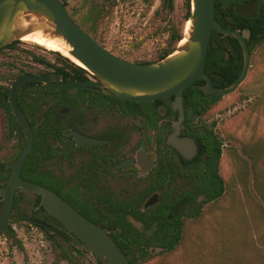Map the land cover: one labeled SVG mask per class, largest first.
Returning <instances> with one entry per match:
<instances>
[{
	"label": "rangeland",
	"instance_id": "1",
	"mask_svg": "<svg viewBox=\"0 0 264 264\" xmlns=\"http://www.w3.org/2000/svg\"><path fill=\"white\" fill-rule=\"evenodd\" d=\"M62 1L74 21L93 38L139 60H153L170 48L169 28L177 29L183 37L186 23L191 17L186 18L185 0H172V8L163 7L162 0ZM11 44L0 54V79L6 83H9L15 71L10 72V76L5 75L4 68L8 61L24 60L23 70L39 69L28 63L29 54L26 52H32L33 47L58 56L54 63L53 56H48L52 67L58 66L60 60L73 64L59 51L48 50L35 43L16 40ZM177 46L178 43L174 50ZM206 105L205 113L200 115L198 123L220 143V155L214 173L221 181L222 191L211 200L199 194L185 208L182 230L173 246L163 251L151 243L138 264H264V38L251 51L245 80L233 93L211 102L208 99ZM0 148V162L6 164L21 146L13 141L12 144L2 143ZM41 150L43 147L40 146L34 149L27 166H35L39 173L46 175L33 180L52 190L57 187L53 179L59 180L62 184L59 187L61 197L69 199L80 210L77 203L79 198L85 196L77 194L76 180L64 176L62 163L46 161ZM36 154L41 156L39 161L36 160ZM37 162L39 165L36 167ZM206 171L210 174L211 169L207 167ZM2 177L0 184L6 183V170H3ZM145 185L142 179L133 178L125 192L112 196L132 199L136 194L145 193ZM67 194L73 195L75 201ZM17 196V204L10 219L14 236L6 232L1 236L0 264H99L100 260L70 235L67 240L61 241L31 221L33 218L45 217L33 193L20 190ZM93 197L98 199L97 196ZM147 197L141 202L142 211L146 209L143 204ZM100 200L105 203H92L95 209L88 208L90 217L95 218L98 211L113 212L106 199L102 197ZM178 213H169L170 218ZM46 219L63 236V228ZM125 219L132 227L143 230L142 223L131 215L128 214ZM158 237H161L160 232ZM157 240L156 237V244ZM144 241L146 243L148 240ZM64 250L68 252L70 261L64 256Z\"/></svg>",
	"mask_w": 264,
	"mask_h": 264
},
{
	"label": "flooded vegetation",
	"instance_id": "2",
	"mask_svg": "<svg viewBox=\"0 0 264 264\" xmlns=\"http://www.w3.org/2000/svg\"><path fill=\"white\" fill-rule=\"evenodd\" d=\"M62 2L64 3V1ZM243 4H248L244 8V12H237L236 7ZM214 16L217 23L222 27L237 30L245 35L248 31L245 27L247 18L257 19L260 22L264 20V0H214ZM222 21L236 28H230L229 25L225 27ZM214 34L215 40L216 37L224 40L225 44L221 48L226 58L229 54L227 50L236 52V47L230 39L231 37L237 41L234 37L224 36L212 30L207 53L210 42L212 45H216V41L211 39ZM249 38L250 32L248 38L245 39L246 43ZM95 41L123 60L138 64H148L159 60V57L153 60L130 58L127 53H120L111 47H107L97 39ZM237 43L240 47L238 41ZM10 45L12 44L1 48L0 54ZM26 53L29 54L28 63L39 69L37 71L23 70L22 62L24 60H11L6 62L4 68L6 76H10L9 73L15 70L11 74L9 83L0 79V146L4 142L12 144L13 141L21 146L8 163L2 164L0 162V180L3 178V170L8 172L6 183L0 184V189L8 186L12 173V170L6 166L17 158L27 143V135L23 132V126L18 122L9 102L12 83L21 76L37 75L47 79L52 74L58 81H97L91 73L83 68L77 74V79L71 80L70 77H65L61 67L68 66V62L60 60L57 63L58 66L52 67L47 60L48 56H53L52 63L58 59V56L42 48L33 47L32 52ZM198 81H202L204 84L203 80ZM44 84V81H27L19 87L16 93L17 105L33 133L31 151L23 162L20 171L23 179L42 185L33 179L46 174L39 173L35 166H27L30 158L34 155V147L38 145L43 147V155L46 161L62 163L64 176L76 180L77 194L85 196L79 198V206L87 213L88 216H85L80 212L86 218L90 217L88 208L95 209L92 203L104 202L100 199H94L93 196L125 192L133 178L142 179L146 184L145 193L149 194L146 201L152 195H158L156 202L149 207L160 202L163 198L169 204L172 212L173 207L185 199L179 209L180 212L184 206L187 207L192 203L186 196L180 198L177 196L186 189L189 183L194 182L196 174L205 172L209 165V144L205 143V140L197 138L195 134L197 127L203 135L206 136V133H209L206 128L198 123L200 115L205 113L204 109L196 110L194 107L186 105L183 99L184 119L181 122L178 137L191 138L195 144V151L192 154L186 153L184 157L169 143V136L174 132L173 124L179 116L178 110H173L171 106L174 95H172L173 98L168 105V101L161 99L149 102L118 99L102 92V89L94 85H88L86 88L77 90H58L41 88L40 86ZM189 108H192L190 117L187 115ZM73 134L76 135V138ZM89 139L95 141L91 142ZM0 152H2V148H0ZM180 187H182V192ZM20 190L28 191L23 188L16 190L10 218L3 234L11 225L10 219L16 207L17 195ZM3 202L0 196V210ZM171 202L175 203L170 206ZM144 204L143 208H145ZM167 217L170 218V214H167ZM31 221L34 224L51 227L36 218Z\"/></svg>",
	"mask_w": 264,
	"mask_h": 264
},
{
	"label": "water",
	"instance_id": "3",
	"mask_svg": "<svg viewBox=\"0 0 264 264\" xmlns=\"http://www.w3.org/2000/svg\"><path fill=\"white\" fill-rule=\"evenodd\" d=\"M248 4L236 7L244 12ZM191 26L187 41L161 60L148 64H138L123 60L102 47L70 16L61 0H0V49L21 40L27 34L40 30L51 38H61L71 47L69 53L79 60L85 70L97 81H58L54 74L50 78L26 75L17 78L10 88L9 102L18 122L27 135V143L17 158L6 166L12 170L6 188L0 189L3 205L0 210V237L7 227L18 188H23L40 196V204L53 218L73 233L93 253L102 264H132L121 247L112 238L108 229L95 224L53 190L27 181L21 177L23 162L31 151L33 133L16 102L19 87L27 81H44L41 88L58 90H77L94 85L102 92L123 100L149 102L174 95L171 102L173 110H178V120L173 124L174 132L169 143L184 157L195 151L191 138H179L180 125L184 119L183 92L198 80L204 84L198 88L207 95L225 96L233 93L245 80L250 67V51L245 35L237 30L226 29L219 25L214 16V0H191ZM212 30L234 37L240 44L243 64L237 78L226 87H216L205 72L207 48ZM184 37V36H183ZM180 42V41H179ZM192 108L187 115L190 117ZM196 117L195 115L193 116ZM76 138V135L73 134ZM94 142L95 140L89 139ZM158 195H152L144 204L147 208L156 202ZM185 202L183 199L173 207L177 213ZM42 224V223H41ZM53 232L56 229L49 227Z\"/></svg>",
	"mask_w": 264,
	"mask_h": 264
},
{
	"label": "trees",
	"instance_id": "4",
	"mask_svg": "<svg viewBox=\"0 0 264 264\" xmlns=\"http://www.w3.org/2000/svg\"><path fill=\"white\" fill-rule=\"evenodd\" d=\"M190 3V0H185V15L187 19L191 16ZM162 5L163 7L172 8L173 3L172 0H162ZM228 25L229 24H225L223 22V26L226 27ZM229 27L236 28L232 25H229ZM245 27L250 32V38L247 41V45L251 52L254 46H256L264 38V22H260L257 19L247 18ZM169 34L168 44L170 45V48L164 50V52L159 56V60L169 55L174 50L175 44L179 43V41L183 38L181 32H179L175 28H169ZM214 36L215 34L212 35V40H215ZM216 38L217 39L215 40V46L212 45L211 42L209 44L205 71L208 73V75H210L212 83L216 87L222 88L230 85L239 75L242 68V55L237 41L230 37V39H232L233 41L234 46L236 47V52L227 50L229 54L226 58L221 48L222 46H224L225 42L223 39H218V37ZM61 70L63 75L65 77H70L71 80L77 79V74L79 73V71H82L81 68L75 66V64L62 66ZM197 85H203V82L197 81L192 84V86H189L184 90L183 99L186 105L192 106L196 110H201L204 109L205 106H207L206 103L208 99L209 102H211V100L213 99L220 98V96L217 95H205ZM172 98L173 96H169L161 100L168 101L169 105V101ZM195 134L197 135V138L205 140V143L209 144V165L207 167L211 169V172L209 174V171H203V173L201 174H196L194 182L189 183V185H187L186 189L183 192L182 187H180V191L182 193H179L177 198L186 196L188 197L190 203L193 202L199 194H202V196L204 195L205 199L211 200L218 197L222 191L221 181H219L218 177L214 173L220 155V143L217 142L211 132L206 133L205 136L203 135V133H201L198 127L195 130ZM37 146L38 145H36L34 148H36ZM42 151L43 150H41V152ZM40 158L41 156L39 154H36V160L39 161ZM38 165L39 162H37L36 167ZM53 180H55V184L57 186L56 190L54 191L60 195L61 190L59 187L62 184L57 179ZM194 188L197 189V192L196 190L194 191ZM67 195L70 199L72 197V199L75 201V197L73 195ZM147 195L148 193H144L141 195L136 194L132 197V199H119L112 195H99L97 196L98 199H101L102 197L103 199H106L109 202L110 207L113 209V212L105 213L104 211H98L95 215V218L88 217V219L95 224L106 227L108 229V232L110 233L112 238L121 247L132 264L139 263L140 259H142L145 253H147L146 247L151 245V243L155 244L157 248H161L163 251L164 249L172 247L174 242L179 238V232L182 230L183 210L186 206H184V208H182L178 214L172 215L171 218H168L167 214L171 213L169 204L162 198L160 202H157L153 206L148 207L142 211L140 208L141 202L143 198L147 197ZM34 196L36 197V203L39 207V210L45 216L43 218L39 217L38 219L48 224L47 222L49 221L46 219L48 218L52 222L59 224L63 228V236H60V234L52 233L51 230L46 226L35 224L37 227L41 228L45 232H50L53 236L59 238L61 241L67 240L68 236L70 235L75 242L83 246L85 249H88L81 242V240H79L73 233L69 232L61 222L49 215L43 209V207L39 205L40 196L36 194H34ZM64 199L72 204L69 199ZM175 202H171L170 206ZM77 204L79 205V203ZM198 211L199 210H197V212ZM79 212H81L85 216H88L87 213L82 209H80ZM128 214L142 223V231L132 227L127 222L125 218ZM159 232L161 234V237H158ZM6 233L10 236H14L11 225H9V227L7 228ZM156 237L158 239V244L155 243ZM144 239L148 241L145 243ZM63 254L66 259L70 261V256L68 255V252H66V250H64ZM98 263L102 264L100 261Z\"/></svg>",
	"mask_w": 264,
	"mask_h": 264
},
{
	"label": "bare ground",
	"instance_id": "5",
	"mask_svg": "<svg viewBox=\"0 0 264 264\" xmlns=\"http://www.w3.org/2000/svg\"><path fill=\"white\" fill-rule=\"evenodd\" d=\"M186 22V21H185ZM191 26L190 20L186 23V33L184 37L180 40L179 44H184L187 41L188 32ZM22 41L31 42L38 44L40 46L46 47L52 51H59L64 57L69 59L76 66L86 69L85 66L76 58H74L69 51L71 47L66 44L61 38H51L44 35L40 30L27 34L21 38Z\"/></svg>",
	"mask_w": 264,
	"mask_h": 264
}]
</instances>
